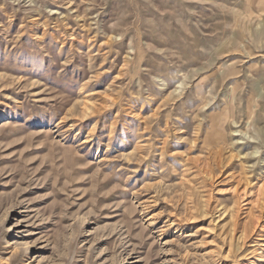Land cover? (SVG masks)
<instances>
[{
  "label": "rangeland",
  "instance_id": "rangeland-1",
  "mask_svg": "<svg viewBox=\"0 0 264 264\" xmlns=\"http://www.w3.org/2000/svg\"><path fill=\"white\" fill-rule=\"evenodd\" d=\"M0 264H264V0H0Z\"/></svg>",
  "mask_w": 264,
  "mask_h": 264
}]
</instances>
